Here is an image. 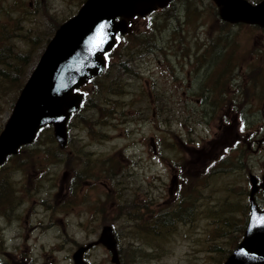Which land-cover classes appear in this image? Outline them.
Here are the masks:
<instances>
[{
  "label": "rangeland",
  "instance_id": "374dc122",
  "mask_svg": "<svg viewBox=\"0 0 264 264\" xmlns=\"http://www.w3.org/2000/svg\"><path fill=\"white\" fill-rule=\"evenodd\" d=\"M83 1L0 0V130L46 40ZM133 23L83 87L67 146L47 127L0 168V264H73L105 224L121 264H222L241 241L250 179L263 182L264 111H230L214 138L221 113L194 98L264 106V28L223 22L212 0H172ZM84 257L113 264L101 244Z\"/></svg>",
  "mask_w": 264,
  "mask_h": 264
},
{
  "label": "water",
  "instance_id": "95a60500",
  "mask_svg": "<svg viewBox=\"0 0 264 264\" xmlns=\"http://www.w3.org/2000/svg\"><path fill=\"white\" fill-rule=\"evenodd\" d=\"M169 1L86 0L77 14L62 23L46 44L0 132V165L21 145L30 143L46 124L53 125L54 136L63 146L66 121L82 96L73 90L103 70L102 54L111 48L116 33H124L127 18L144 16ZM213 1L222 20L264 27V0L257 4ZM117 17L120 20L116 21ZM255 182L251 177L250 215L244 236L223 264H264V209L259 210L254 201ZM262 187L264 191V183ZM99 241L111 251V261L120 264L109 226L103 227ZM86 248L80 247L73 254L75 264H85L82 253Z\"/></svg>",
  "mask_w": 264,
  "mask_h": 264
},
{
  "label": "flooded vegetation",
  "instance_id": "af4514ba",
  "mask_svg": "<svg viewBox=\"0 0 264 264\" xmlns=\"http://www.w3.org/2000/svg\"><path fill=\"white\" fill-rule=\"evenodd\" d=\"M136 18L137 17H133V18H129L126 20V24H127L126 33L132 29V27L134 25L133 21L136 20ZM126 33L123 34V37L125 36ZM226 78L228 79L229 77L227 76ZM186 98L189 99L188 97H186ZM194 100H195L196 105L204 104L202 96L195 97ZM206 100L209 102L207 104L205 111H216V112L220 111V113H221L220 116L217 118L218 123L216 124V127H215L216 130H214V132H215L214 138L220 137L222 135V133L224 132L225 127L229 125L231 119L228 118L227 115L229 114L230 111H264V106L250 107L249 106L250 105L249 100H245L244 103L238 104V106L233 99H231L227 96H217V95L212 94L209 97H207ZM245 102H247V103H245ZM244 105H247L249 107L244 106ZM184 107H185V105H184ZM180 111H181V108H180ZM224 111H226V113ZM238 137H239L238 135L231 136V138L229 140H226L219 147L215 146L216 147V155H215V161L214 162H217L219 160L220 155H224V154L227 155L230 153L231 150H233L232 144H233L235 138H238ZM239 153H242V151H239ZM263 176L264 175H262V177Z\"/></svg>",
  "mask_w": 264,
  "mask_h": 264
},
{
  "label": "trees",
  "instance_id": "16d2710c",
  "mask_svg": "<svg viewBox=\"0 0 264 264\" xmlns=\"http://www.w3.org/2000/svg\"><path fill=\"white\" fill-rule=\"evenodd\" d=\"M110 65V64H109ZM109 65H108V67H109ZM108 67H106V68H108Z\"/></svg>",
  "mask_w": 264,
  "mask_h": 264
},
{
  "label": "snow or ice",
  "instance_id": "6c2138e0",
  "mask_svg": "<svg viewBox=\"0 0 264 264\" xmlns=\"http://www.w3.org/2000/svg\"><path fill=\"white\" fill-rule=\"evenodd\" d=\"M101 27H103V25H101Z\"/></svg>",
  "mask_w": 264,
  "mask_h": 264
}]
</instances>
